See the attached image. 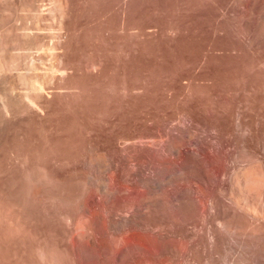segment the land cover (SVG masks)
I'll use <instances>...</instances> for the list:
<instances>
[{"label":"rangeland","instance_id":"374dc122","mask_svg":"<svg viewBox=\"0 0 264 264\" xmlns=\"http://www.w3.org/2000/svg\"><path fill=\"white\" fill-rule=\"evenodd\" d=\"M0 105V264H53L41 250L58 251L60 264H88L100 244L119 248L104 235L97 190L88 185L79 202L95 213L89 221L49 195L29 202L26 168L65 180L92 155L110 154L120 216L137 200L136 169L157 120L206 125L224 156L245 148L264 162V0H0ZM39 132L58 145L25 168L15 141ZM147 231L136 234L152 247ZM228 253L220 264L235 262Z\"/></svg>","mask_w":264,"mask_h":264},{"label":"bare ground","instance_id":"6f19581e","mask_svg":"<svg viewBox=\"0 0 264 264\" xmlns=\"http://www.w3.org/2000/svg\"><path fill=\"white\" fill-rule=\"evenodd\" d=\"M155 124L156 131L152 134L149 147L148 143L147 147L141 143V161L136 169L140 192L136 201L124 202L130 209L128 214H113L120 202L115 200L118 189H114V185L111 187L115 179L114 164L112 158L108 157L110 154L92 155L85 169L75 171L65 180L49 175L41 167H30V164L28 171V162L46 161L47 153L51 152H48L51 148L47 147L54 148L50 144L54 145V141H48L51 136L45 139L42 132L28 136L20 143L15 141L18 144L16 147L19 146L21 150L19 155L24 157L19 163L26 164L27 173L23 174L21 184L24 197L27 195L29 202L38 199L41 203L49 195L50 199L56 198L62 205H72L67 209L74 208L78 216L81 211L82 217L90 221V218H95H92L95 213L91 209H78V206L82 204L79 202L86 187H95L100 204H95L94 208L98 207V213L103 212L106 217L104 235L113 237L119 248L103 250L100 246L102 234L99 236L91 232L89 236L100 245L88 264H111L112 260L116 264H220L219 261L229 256L227 252L231 250L236 252L233 264H264V162L253 158L245 148L238 154L224 156V146L211 141V134L208 135L211 128L208 129L206 125L182 127L162 119ZM13 152L14 157H19L16 151ZM145 153H148L149 159ZM39 164L36 163L37 166ZM220 216L224 217L225 222L218 218ZM139 229L152 232L155 238V241L151 240L154 242L152 247H148L149 242L136 234ZM79 240V235L72 238L73 249H76ZM175 240L185 241L186 250L179 248ZM40 254L50 255L53 264L61 263L58 251L41 250Z\"/></svg>","mask_w":264,"mask_h":264}]
</instances>
